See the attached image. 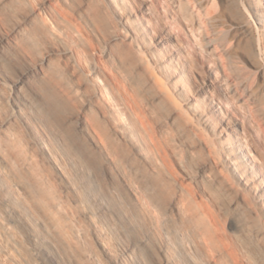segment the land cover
I'll return each mask as SVG.
<instances>
[{
    "label": "bare ground",
    "instance_id": "obj_1",
    "mask_svg": "<svg viewBox=\"0 0 264 264\" xmlns=\"http://www.w3.org/2000/svg\"><path fill=\"white\" fill-rule=\"evenodd\" d=\"M144 1L0 0V264H264V153L238 88L210 94L216 1L177 0L193 63Z\"/></svg>",
    "mask_w": 264,
    "mask_h": 264
},
{
    "label": "rangeland",
    "instance_id": "obj_2",
    "mask_svg": "<svg viewBox=\"0 0 264 264\" xmlns=\"http://www.w3.org/2000/svg\"><path fill=\"white\" fill-rule=\"evenodd\" d=\"M215 1L216 4L209 3L201 6V13L203 18L208 20L216 17L218 22L223 24L219 37L224 41V44L226 43L224 48L227 49L225 58L227 70L225 76L222 68L218 67L215 76L217 80L211 85L210 94L214 97L222 96L230 86L234 85L238 88L246 103L244 108H241V104H236L230 99L229 105L233 109L231 121H236L242 136L249 139L254 149L264 153V33L256 26L252 17L249 9L250 0ZM144 2L149 7V13L147 12L145 15L155 26L156 31L170 32L178 40L181 54L185 55L191 63L199 61L203 52L200 49H197L196 53L194 52L193 46L199 41L196 36L192 37V33L189 31V26H194L198 20L193 17L191 19L190 14L184 10L185 8L178 5L177 0H145ZM181 9L185 12H182ZM187 15L189 18H186ZM182 20L187 24H184ZM190 20H194L191 22L192 26ZM208 25L212 26L213 24L209 22ZM210 29L213 31L215 28L210 27ZM206 65L208 62H205L202 67L205 68L204 70H207ZM258 66L262 68L263 72L257 69ZM10 88V83L5 82L2 92L10 90ZM0 209L4 212L6 221L10 225H14V217L7 208L0 204ZM229 232L235 233L234 229ZM38 258L44 264H53L43 251L38 253Z\"/></svg>",
    "mask_w": 264,
    "mask_h": 264
}]
</instances>
